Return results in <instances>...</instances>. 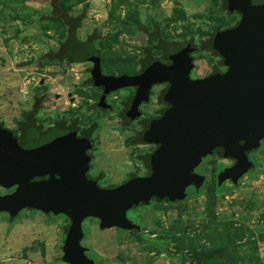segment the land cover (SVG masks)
Returning <instances> with one entry per match:
<instances>
[{
	"label": "rangeland",
	"instance_id": "rangeland-1",
	"mask_svg": "<svg viewBox=\"0 0 264 264\" xmlns=\"http://www.w3.org/2000/svg\"><path fill=\"white\" fill-rule=\"evenodd\" d=\"M225 3L64 0L63 9L70 16L83 13L77 38L90 40L103 74H138L153 59L167 63V47L188 43L195 48L190 75L197 79L226 71L207 48L216 32L240 20ZM51 5L52 0H0V124L18 135L22 113L36 109L41 132L72 128L85 136L94 128L87 176L101 188L149 175L146 158L157 146L132 142L166 108L160 96L167 84L152 88L134 121L126 116L133 88L109 94L107 107H99L102 88L93 82L92 63L53 59L67 33ZM248 159L251 167L235 184L219 182L234 160L219 150L202 158L194 172L205 180L189 186L182 201L152 199L127 211L139 230L102 228L99 218L87 217L80 243L86 257L93 264H264V137ZM15 190L0 186V197ZM69 224L63 214L37 209L24 208L15 217L0 212V264H67L62 246Z\"/></svg>",
	"mask_w": 264,
	"mask_h": 264
},
{
	"label": "water",
	"instance_id": "water-1",
	"mask_svg": "<svg viewBox=\"0 0 264 264\" xmlns=\"http://www.w3.org/2000/svg\"><path fill=\"white\" fill-rule=\"evenodd\" d=\"M225 9L239 13L240 20L218 31L207 44L221 58L224 73L191 78L190 54L195 48L188 43L167 49V63L153 59L135 75H105L100 57L95 52L90 55L93 82L103 88L99 107H107L109 94L135 88L126 113L131 121L140 117L139 107L149 101L153 86L168 85L161 101L169 107L150 121L139 138L141 144L157 146L146 158L149 175L101 188L87 176L89 139L69 130L42 134L31 129L21 146L10 130L0 126V186L16 187L0 197V212L15 217L27 208L67 216L70 224L62 260L93 264L80 244L87 217L99 218L102 228L139 230L126 217L127 211L152 199L182 201L189 186L203 184L205 178L194 169L215 150L235 161L219 175V182L229 179L236 184L251 167L248 153L257 150L264 137V0H226Z\"/></svg>",
	"mask_w": 264,
	"mask_h": 264
},
{
	"label": "trees",
	"instance_id": "trees-1",
	"mask_svg": "<svg viewBox=\"0 0 264 264\" xmlns=\"http://www.w3.org/2000/svg\"><path fill=\"white\" fill-rule=\"evenodd\" d=\"M63 2L64 0H52V5H51L52 7L51 15L54 18L60 20L65 25L66 33H67L65 42L61 43L59 49L56 52L52 53L53 59H58V60L66 59L73 63L89 61L91 53L95 52L98 55V52L95 50L90 40L80 41L76 35L77 30L81 28V21L84 19V15L83 13L77 16L68 15L66 10L63 9L64 7ZM156 41L160 42V39L157 38ZM170 47H174V46L167 47L165 49V52ZM36 114H37L36 109H31L30 111H25L22 113L23 118L18 125V130H20L23 133V135L26 136L31 129H39L38 125L35 123L34 120ZM0 126L2 125L0 124ZM93 131L94 128L86 129L85 136L88 138ZM132 143L140 144V140L133 141Z\"/></svg>",
	"mask_w": 264,
	"mask_h": 264
},
{
	"label": "flooded vegetation",
	"instance_id": "flooded-vegetation-1",
	"mask_svg": "<svg viewBox=\"0 0 264 264\" xmlns=\"http://www.w3.org/2000/svg\"><path fill=\"white\" fill-rule=\"evenodd\" d=\"M220 59H221V58H220ZM92 65H93V64H92ZM142 71H143V70H142ZM142 71H141V72H142ZM167 86H168V85H167ZM153 87H154V86H153ZM153 87H152V88H153ZM166 88H167V87H166ZM133 89H134V93H135V88H133ZM165 90H166V89H165ZM151 92H152V89H151ZM164 92H165V91H164ZM102 93H103V88H102ZM102 93H101V95H102ZM163 94H164V93H163ZM163 94H162V95H163ZM133 95H134V94H133ZM162 95H161V96H162ZM161 96H160V100H161ZM100 97H101V96H100ZM132 97H133V96H132ZM150 97H151V96H149V99H150ZM161 102H162V101H161ZM162 103L166 105V108H165V109H167V108L169 107L167 103H165V102H162ZM143 104H145V103H143ZM165 109H164V110H165ZM164 110L162 111L161 115L163 114ZM126 113H127V112H126ZM161 115H160V116H161ZM126 116H127V114H126ZM160 116H159V117H160ZM127 117H128V116H127ZM159 117H158V118H159ZM128 118H129V117H128ZM154 119H156V118H154ZM151 120H152V119H151ZM151 120H150V121H151ZM149 123H150V122H149ZM148 125H149V124H148ZM1 127H2V126H1ZM147 127H148V126H147ZM3 128H4V127H3ZM51 129H54V130H51ZM37 130H39V129H37ZM56 130H69V131H73V132H75V133L77 134L78 137H84V138H87V137L84 136V135H80L79 132L75 131V130L72 129V128L56 129V128H53V127H52V128H49L48 130H46L45 132H41L40 130H39V131H40L42 134H45V133H47V132H50V131H56ZM145 130H146V129H145ZM145 130H144V131H145ZM144 131H143V132H144ZM11 132H12V131H11ZM143 132H142V133H143ZM12 133H13V132H12ZM13 135H14V137L17 139L19 145L23 146V144H24V139H25V135H23V133H22L20 130H19L18 135H15L14 133H13ZM87 139H88V138H87ZM87 154H88V153H87ZM91 160H92V159H91ZM90 165H91V163H90ZM89 179H90V178H89ZM92 180H93V179H92ZM95 181H96V180H95Z\"/></svg>",
	"mask_w": 264,
	"mask_h": 264
},
{
	"label": "crops",
	"instance_id": "crops-1",
	"mask_svg": "<svg viewBox=\"0 0 264 264\" xmlns=\"http://www.w3.org/2000/svg\"><path fill=\"white\" fill-rule=\"evenodd\" d=\"M77 33V32H76ZM77 35V34H76Z\"/></svg>",
	"mask_w": 264,
	"mask_h": 264
}]
</instances>
